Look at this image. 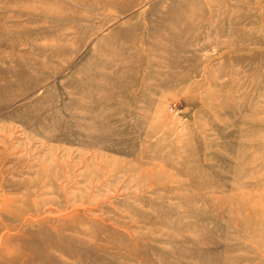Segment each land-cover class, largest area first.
<instances>
[{
    "label": "rangeland",
    "instance_id": "rangeland-1",
    "mask_svg": "<svg viewBox=\"0 0 264 264\" xmlns=\"http://www.w3.org/2000/svg\"><path fill=\"white\" fill-rule=\"evenodd\" d=\"M258 207L264 0H0V264H264Z\"/></svg>",
    "mask_w": 264,
    "mask_h": 264
},
{
    "label": "bare ground",
    "instance_id": "bare-ground-1",
    "mask_svg": "<svg viewBox=\"0 0 264 264\" xmlns=\"http://www.w3.org/2000/svg\"><path fill=\"white\" fill-rule=\"evenodd\" d=\"M240 201H241V202L243 203V205L246 206V208L249 210V208L247 207V204H246V200H245V199H244V200L242 199V200H240ZM254 208H256V207H254ZM258 208H259V207H258ZM258 208L255 209L256 212H257V213H256L257 218H259V216L262 215V213L264 212V209H263V208H259V209H258ZM254 220H255L254 217H250V223L256 221V220H255V221H254Z\"/></svg>",
    "mask_w": 264,
    "mask_h": 264
}]
</instances>
